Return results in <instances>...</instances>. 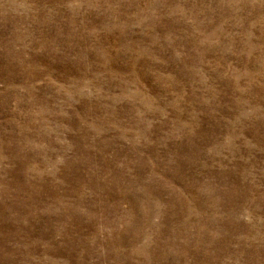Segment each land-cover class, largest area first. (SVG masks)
Returning <instances> with one entry per match:
<instances>
[{
	"label": "rangeland",
	"instance_id": "1",
	"mask_svg": "<svg viewBox=\"0 0 264 264\" xmlns=\"http://www.w3.org/2000/svg\"><path fill=\"white\" fill-rule=\"evenodd\" d=\"M0 264H264V0H0Z\"/></svg>",
	"mask_w": 264,
	"mask_h": 264
}]
</instances>
